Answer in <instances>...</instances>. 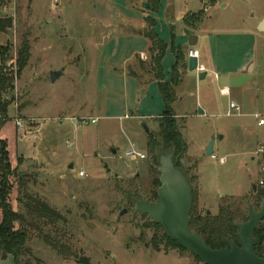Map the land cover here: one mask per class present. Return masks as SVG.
Listing matches in <instances>:
<instances>
[{
  "label": "rangeland",
  "instance_id": "374dc122",
  "mask_svg": "<svg viewBox=\"0 0 264 264\" xmlns=\"http://www.w3.org/2000/svg\"><path fill=\"white\" fill-rule=\"evenodd\" d=\"M188 5L194 10L200 2L189 0ZM200 8L183 17L188 28L202 21L204 28L229 30L221 39L226 53L215 59L224 70L235 68L245 51L239 34L264 18V0H210ZM93 14V0L0 3V19L12 21L0 32V45L7 48L2 67L13 76V88L4 94L9 105L0 139L14 169L7 199L20 219L13 228L27 235L15 264H203L158 236L156 249L154 229L126 198L135 190L149 199L152 174L145 146L157 122L120 119L103 108L106 99L96 75L100 53L94 47L101 30ZM23 43L29 58L17 73ZM256 49L248 72L217 77L208 72L199 79L196 71L187 73L186 64L177 72L169 111L186 144V166L194 165L193 202L201 214H216L224 198L241 204L243 211L253 202L260 130L251 114L264 112V39ZM131 68L137 74L149 71L150 57ZM52 72L61 74L51 81ZM225 86L231 95L219 93ZM230 100L240 106V115H224ZM210 140L215 158L205 153ZM130 148L145 158L126 157ZM220 157L225 163L218 162Z\"/></svg>",
  "mask_w": 264,
  "mask_h": 264
},
{
  "label": "crops",
  "instance_id": "0c3cea01",
  "mask_svg": "<svg viewBox=\"0 0 264 264\" xmlns=\"http://www.w3.org/2000/svg\"><path fill=\"white\" fill-rule=\"evenodd\" d=\"M205 1L210 0H199L200 6L190 10L189 0H159L157 11H150L147 0H93V20L101 30L94 39V47L100 53V62L96 65L97 83L100 84L99 89L104 91L106 100L103 108L108 115L120 119L153 120L165 111L154 73L149 70L140 73L138 77L129 74V66L134 61L150 57L151 42L144 35L145 30L153 31L165 45L160 60L163 82L171 81L176 52L183 55L177 70L186 64L187 73H190L187 69L190 50L197 53V77L204 73L205 78L208 72L216 77L219 73L233 75L248 72L253 66L257 42L264 39V32L257 30V25L263 18L252 29L239 34L241 39L245 38L242 40L245 45L244 58L235 68L224 70L222 61H217L215 56L226 53L221 47V39L224 33L230 31L216 25L204 28L202 21L193 29L183 23V17L187 13L200 11ZM191 35L197 37L193 47L189 46ZM226 88L229 90L228 95H231L232 89ZM128 111L132 113L127 114Z\"/></svg>",
  "mask_w": 264,
  "mask_h": 264
},
{
  "label": "trees",
  "instance_id": "16d2710c",
  "mask_svg": "<svg viewBox=\"0 0 264 264\" xmlns=\"http://www.w3.org/2000/svg\"><path fill=\"white\" fill-rule=\"evenodd\" d=\"M217 1V0H213ZM148 10L157 11L159 6V0H147ZM215 3V2H213ZM198 19V17H197ZM149 23H153L149 21ZM183 23L189 26L188 22L183 18ZM12 26L10 18L0 19V32H5ZM195 28V26H192ZM144 35L150 40V70L154 73L155 78L158 80V88L162 94L165 104V111L161 116L154 118L157 122V128L155 131H149L146 137V151L150 157L149 172L152 174V178L149 183V199L143 197L138 191L128 192L127 200L134 205L136 198L153 202L156 200V189L159 186V174H158V158L161 154H166L173 150V158L176 160V167L182 171L187 178L188 182L192 184L194 178L190 171L194 168V165L186 166V144L181 136L180 129L177 125L175 118L170 113V103L172 101V87L176 83L177 65L183 60V55L180 52H176V63L172 68V78L170 82H163L160 60L164 53L165 45L158 38V36L151 30H145ZM29 58V46L27 43H23L17 53L16 69L17 73H20ZM7 59V48L0 45V127L6 119V112L9 102L4 99V94L12 90L13 88V76L8 72H5L2 67V62ZM137 61V60H136ZM144 70L141 71V73ZM129 74L134 77H138L129 66ZM183 159V164L180 162ZM14 175V169H12L9 162L8 152L6 149V142L0 139V210L2 218L0 222V255L2 259L8 254H12L15 259H18L21 251L23 250L27 235L25 231L13 228L15 220L20 219L16 212L12 210L11 205L8 202V195L10 191V176ZM20 182H18L19 184ZM253 202L250 203L246 211L241 209V204H237L229 199H223L218 205L217 213L214 215L201 214L194 206L193 193H192V207L189 213V228L191 231H198L200 238L212 248H221L226 245V241L237 242L235 234L237 229L235 223L244 222L248 217L249 208H259L264 202V188H257L255 192L251 194ZM40 210L52 215V211L49 208L38 204ZM254 210V209H253ZM150 226L154 229V235L151 241L153 246L158 249L155 239L160 237L165 240L166 246H173L178 249L184 250L172 241L160 227L159 224L153 220H149L146 215H143ZM264 221V218L262 219ZM261 220V221H262ZM253 237L258 239V243L254 246V249L259 257L264 258V223L260 222L258 229L253 232ZM198 259L197 257H195ZM199 260V259H198ZM200 261V260H199ZM204 264V263H203Z\"/></svg>",
  "mask_w": 264,
  "mask_h": 264
},
{
  "label": "water",
  "instance_id": "95a60500",
  "mask_svg": "<svg viewBox=\"0 0 264 264\" xmlns=\"http://www.w3.org/2000/svg\"><path fill=\"white\" fill-rule=\"evenodd\" d=\"M257 30L264 32V18L258 23ZM197 37H189V46L193 47ZM188 71H196L197 58L194 51L190 50L187 60ZM61 73L52 72L50 80L54 81ZM204 73L198 78L202 79ZM200 112H202L200 110ZM145 132L147 127L142 123ZM213 140L205 148L207 155L212 154ZM114 152V150H112ZM183 164V159H180ZM159 186L156 189V200L148 202L141 198L134 201V210L159 224L166 235L185 251L197 257L204 264H264V258L259 257L254 249L258 239L253 237V232L264 218V202L258 211L249 208L247 220L235 223L237 229L235 237L237 242L227 240L221 248H212L203 241L198 231L189 228V213L192 207V187L185 175L176 167L173 150L161 154L158 158ZM71 164L69 168H71ZM255 186H251L254 190ZM125 209L120 212L124 213ZM208 213V212H207ZM0 264H15V257L8 254Z\"/></svg>",
  "mask_w": 264,
  "mask_h": 264
},
{
  "label": "built area",
  "instance_id": "2783aa9c",
  "mask_svg": "<svg viewBox=\"0 0 264 264\" xmlns=\"http://www.w3.org/2000/svg\"><path fill=\"white\" fill-rule=\"evenodd\" d=\"M3 0H0V3H2ZM190 54V52H189ZM194 55L197 58V53L194 51ZM200 69V68H199ZM219 93L221 95H228L229 90L226 87H221L219 89ZM242 113L240 106L234 102V101H228L227 109L224 112V115L227 117L230 116H238ZM251 116L254 118L256 126L260 130V134L258 137V147L255 151V160L257 164V176L254 181V185L256 188H264V112H253ZM91 123H95L96 119H91ZM126 157L132 158V159H144V154L140 153L134 148H130L126 150L124 153ZM211 158H215L213 154L210 155ZM218 162L220 164L225 163V159L223 157L218 158ZM79 176H83L84 172L80 171L78 172Z\"/></svg>",
  "mask_w": 264,
  "mask_h": 264
},
{
  "label": "flooded vegetation",
  "instance_id": "af4514ba",
  "mask_svg": "<svg viewBox=\"0 0 264 264\" xmlns=\"http://www.w3.org/2000/svg\"><path fill=\"white\" fill-rule=\"evenodd\" d=\"M254 186H255V185H254ZM256 189H257V188H256V186H255V187H254V190L252 189V192H255V191H256Z\"/></svg>",
  "mask_w": 264,
  "mask_h": 264
}]
</instances>
